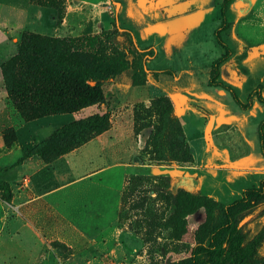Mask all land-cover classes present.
<instances>
[{
	"label": "rangeland",
	"instance_id": "rangeland-1",
	"mask_svg": "<svg viewBox=\"0 0 264 264\" xmlns=\"http://www.w3.org/2000/svg\"><path fill=\"white\" fill-rule=\"evenodd\" d=\"M115 1L120 2V6L117 8L110 3L108 13H105L108 17L91 18L88 15L91 10L85 8L82 19H74L82 23L80 27L76 26V29L80 28L76 31L77 45L94 58L104 56L110 62L112 57L133 51L128 42L120 39L117 28L121 27L132 33L134 47L154 51L153 58L146 64L147 68L173 73L172 76L159 77L157 86L162 91L160 94L174 92L184 97V101L178 100L175 103H182L181 121L196 170H189L188 167L178 166L173 162L151 161L143 150V144L139 153L132 158V162L139 164V167L132 175L127 176L123 192L125 199L120 204V209L123 207L122 222L117 227L128 233L121 240L127 248L116 247L111 258L104 257L103 254L100 262L171 264L188 256L193 245V233L200 220L194 215L181 216L180 210L167 208L165 195L174 190L194 193L199 191L221 204L229 205L240 198L242 190L257 186L260 182L258 180L264 179V171L260 172L258 169L264 167V162L257 133L258 125L264 118V107L242 110L234 103L229 92L207 86L210 66L223 54L215 37L221 23L218 6L221 0H191V3L190 0H151L149 8L143 5V10L136 6L135 0ZM196 10L207 12L196 23L186 18L180 26L165 32L156 28L151 30L149 27L155 21L172 19L180 14H192ZM226 16L230 27L221 35V39L232 50V56L221 66L219 81L232 87L239 100L245 103L250 91L258 85L262 90L264 88V84L260 82V78H264V0H233ZM197 18L198 16L194 17ZM101 20H105L107 24H98ZM146 26L147 32L144 31ZM247 56V64L254 72L252 78L246 83H232L236 82L238 76L246 74L242 62ZM112 81L130 84L122 75L109 80L104 84L107 99ZM149 81L152 82L150 79ZM144 86L129 85L130 90L122 97L125 100L124 112L131 107L132 113L134 104L144 103L152 96H160ZM107 105L106 110L112 109L115 113L123 111L110 107V102ZM95 112L96 108H88L79 115L52 117L48 120L49 126L37 133L42 138L46 137L56 128ZM210 121L212 127L208 129ZM19 132L21 134L23 131ZM149 133L150 130L145 129L135 136L132 130V141L135 140L137 144L139 140L145 142ZM96 165L94 162L90 166ZM235 166L257 173L238 176L226 169ZM79 168L85 169L84 166ZM247 175L254 178H248L250 176ZM95 179L97 177L93 178ZM173 185H176L175 188ZM260 221L264 222V218L247 217L241 226L247 227L246 231L253 232L260 226ZM182 228L185 232L179 235L178 230ZM151 243L156 244V247L152 248ZM56 252L60 260L66 257L62 250L57 249Z\"/></svg>",
	"mask_w": 264,
	"mask_h": 264
},
{
	"label": "trees",
	"instance_id": "trees-1",
	"mask_svg": "<svg viewBox=\"0 0 264 264\" xmlns=\"http://www.w3.org/2000/svg\"><path fill=\"white\" fill-rule=\"evenodd\" d=\"M31 1L39 7L54 10L56 24L60 23L65 11L63 0ZM232 3L233 0H221L218 5L221 23L215 37L223 54L211 64L207 86L229 92L238 107L250 110L255 102L264 104L260 85L250 91L246 102L242 103L232 87L219 81L221 66L232 56V50L221 39L230 27L226 15ZM117 31L120 39L128 42L133 51L112 57L110 62L104 56L94 58L81 50L75 38L23 32L17 44V53L0 66L3 90L14 113L24 123L50 116L79 115L88 108L99 110L101 106H108L104 84L120 75H126L133 87L144 86L149 79L157 84L162 75L172 76L169 70H148L145 65L153 58L154 51L134 47L133 35L127 29L119 27ZM132 123L135 136L145 129L150 130L143 150L151 161L192 166L191 149L167 96L155 97L149 100L148 105L134 104ZM110 127L109 110L95 112L56 128L47 138L26 151L17 164L33 156L50 164ZM257 133L264 159V119L259 123ZM2 139L4 146L10 148L16 142L14 130H3ZM123 194L121 202L125 199ZM11 198L9 185L0 181V200L9 203ZM164 202L167 208L180 210L181 216L194 215L200 220L194 230L188 256L171 264H264V222L260 221V226L253 232L241 226L247 217L264 218V179L257 186L243 190L240 198L229 205L221 204L199 191L187 190L169 192ZM122 208L118 214V226L122 222ZM184 232V228L178 230L179 235ZM51 246L62 250L66 257L72 254L59 243H52ZM151 247L155 248L156 244L151 243Z\"/></svg>",
	"mask_w": 264,
	"mask_h": 264
},
{
	"label": "crops",
	"instance_id": "crops-1",
	"mask_svg": "<svg viewBox=\"0 0 264 264\" xmlns=\"http://www.w3.org/2000/svg\"><path fill=\"white\" fill-rule=\"evenodd\" d=\"M63 2L64 15L60 23L56 24L55 11L52 9L39 7L31 0H0V66L17 53V44L23 32L55 38H76V31L80 30L76 26L80 27L82 23L74 19H82L85 8L93 13H88L91 18L101 19L108 17L105 13L110 3L117 8L120 6V2L115 0ZM191 2L190 0L189 3ZM135 3L143 10V5L149 8L151 0H135ZM206 13L196 10L192 14L158 20L153 26H148L151 30L156 28L165 32L180 26L186 18L196 23ZM195 16L198 18L194 19ZM104 21L101 20L98 24H107ZM147 29L146 26L144 31L147 32ZM247 61L248 56L242 62L246 74L238 76L236 82L230 80L232 83H246L252 78L254 72ZM122 76L130 83L126 75ZM173 79L177 80L175 77ZM260 82L264 84V78H260ZM129 85L116 81L109 84L110 95L107 102H110V107L123 111L115 113L109 109L111 127L108 131L50 164H45L34 156L17 164L26 151L52 133L42 138L37 132L48 127V120L55 116L30 123L21 121L7 100L0 75V181L7 183L12 193L9 203L0 200V264H101L100 257L103 254L104 257L111 258L116 247L127 248L121 240L128 233L118 229V214L127 176L132 175L139 167V164L132 162V158L144 144L142 140L138 144L135 140L132 141L131 107L126 112L123 109L125 100L122 97L130 90ZM144 87L170 99L185 135L181 121L182 103H175L178 100L184 101V97L174 92H164L161 95L162 91L157 84L149 80ZM153 98L155 97L152 96L149 100ZM106 107L101 106L99 110L96 108V112L105 111ZM259 107H264V104L255 102L250 110ZM211 127L212 121L208 129ZM7 128H12L16 135V142L10 148L4 146L2 139V132ZM19 130L23 132L20 134ZM94 162L97 165L90 166ZM81 166L85 169L81 170ZM188 169L196 170L194 158ZM226 169L238 176L257 173L236 166ZM258 169L260 172L264 171V167ZM252 175L247 176L252 179ZM95 177L97 179L93 180ZM52 243L63 245L72 254L60 260L56 250L52 249ZM77 249L80 250L76 251Z\"/></svg>",
	"mask_w": 264,
	"mask_h": 264
}]
</instances>
